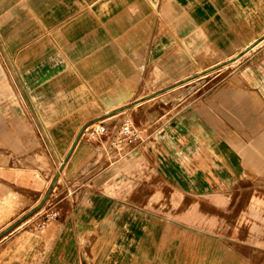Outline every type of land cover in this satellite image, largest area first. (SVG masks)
Returning a JSON list of instances; mask_svg holds the SVG:
<instances>
[{
	"label": "rangeland",
	"instance_id": "1",
	"mask_svg": "<svg viewBox=\"0 0 264 264\" xmlns=\"http://www.w3.org/2000/svg\"><path fill=\"white\" fill-rule=\"evenodd\" d=\"M255 1L264 20V0ZM261 29L255 43L246 41L243 53L214 72L219 75L166 91L161 102L131 104L136 110L113 134L116 157L111 163L110 155L96 187L81 192L68 182L67 151L22 150L0 163V264H264ZM230 79L245 95L228 93V108L200 114L206 96ZM128 120L140 138L127 145L138 151L164 139L171 144L172 124L187 126L186 152H168L157 168L162 179L145 181L141 153L135 171L121 176L125 161L114 141Z\"/></svg>",
	"mask_w": 264,
	"mask_h": 264
},
{
	"label": "crops",
	"instance_id": "2",
	"mask_svg": "<svg viewBox=\"0 0 264 264\" xmlns=\"http://www.w3.org/2000/svg\"><path fill=\"white\" fill-rule=\"evenodd\" d=\"M260 5L255 0H0V163L22 150L67 151L62 166H71L68 182L79 184L81 192L101 183V170L110 155L111 163L116 157L113 134L136 110L131 104L154 97L161 102L170 90L219 75L214 72L243 53L246 41L253 44L260 36ZM232 81H222L198 112L210 117L228 108V93L245 95L237 79L232 88L225 86ZM100 123L108 134L90 137L84 131ZM186 127L172 124L171 144L164 139L139 151L125 146L117 153L125 161L121 176L135 171L133 159L141 153L145 178L162 179L157 168L168 152H186ZM95 168L98 174L90 179Z\"/></svg>",
	"mask_w": 264,
	"mask_h": 264
},
{
	"label": "built area",
	"instance_id": "3",
	"mask_svg": "<svg viewBox=\"0 0 264 264\" xmlns=\"http://www.w3.org/2000/svg\"><path fill=\"white\" fill-rule=\"evenodd\" d=\"M84 131H86L89 135L91 134V136L96 137L108 134V128L104 123L86 126L84 128ZM139 138L140 130L138 129V127L133 124L130 120L126 121L123 124L121 131L117 134V137L115 138L114 144L119 145V149L116 150L123 152L127 144L135 143L139 141Z\"/></svg>",
	"mask_w": 264,
	"mask_h": 264
}]
</instances>
